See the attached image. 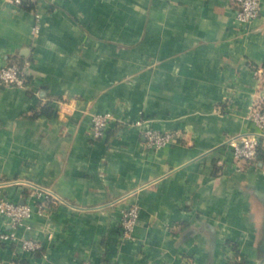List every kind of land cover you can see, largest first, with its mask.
<instances>
[{
  "label": "crops",
  "instance_id": "crops-1",
  "mask_svg": "<svg viewBox=\"0 0 264 264\" xmlns=\"http://www.w3.org/2000/svg\"><path fill=\"white\" fill-rule=\"evenodd\" d=\"M237 12L232 0H0V65L30 61L25 86L0 84V182L16 201L28 183L49 191L17 228L41 247L0 240V264H264V133L250 162L228 142L259 131L264 0L248 23ZM149 127L176 140L148 147Z\"/></svg>",
  "mask_w": 264,
  "mask_h": 264
},
{
  "label": "built area",
  "instance_id": "built-area-1",
  "mask_svg": "<svg viewBox=\"0 0 264 264\" xmlns=\"http://www.w3.org/2000/svg\"><path fill=\"white\" fill-rule=\"evenodd\" d=\"M12 3L22 5L26 1L38 0H10ZM237 7V18L242 23H248L259 16L262 12L263 0H232ZM38 29V27L36 28ZM30 61L23 62L10 61L0 65V84L6 86H25L28 76ZM113 118L111 111L96 112L92 115V124L89 134L93 139L103 136L105 128ZM250 118L254 121L259 131L247 132L239 135H233L228 138L232 147V152L237 161L250 162L254 160L259 152L261 145V136L264 133V101L257 102L250 113ZM138 120L137 124H142ZM146 144L151 148H160L176 140L175 131H162L152 127L144 129ZM15 183H21L15 180ZM4 182H0V213L5 215L9 230L0 229V240L12 241L16 246L27 252H34L41 247V243L33 238L22 237L18 235L17 228L30 217L34 208L39 212L48 210V200L41 199L42 196H49V191L34 183H28V200H13L8 193L3 191ZM48 191V193H46ZM31 198H33L31 200ZM140 220V206L135 203L125 209L121 216V240H133L135 238L134 230ZM82 264H92L90 260H85Z\"/></svg>",
  "mask_w": 264,
  "mask_h": 264
},
{
  "label": "trees",
  "instance_id": "trees-1",
  "mask_svg": "<svg viewBox=\"0 0 264 264\" xmlns=\"http://www.w3.org/2000/svg\"><path fill=\"white\" fill-rule=\"evenodd\" d=\"M25 3L29 4L30 6L34 4V2H32V1H26Z\"/></svg>",
  "mask_w": 264,
  "mask_h": 264
},
{
  "label": "water",
  "instance_id": "water-1",
  "mask_svg": "<svg viewBox=\"0 0 264 264\" xmlns=\"http://www.w3.org/2000/svg\"><path fill=\"white\" fill-rule=\"evenodd\" d=\"M209 264H212V256H211V258H210V262H209Z\"/></svg>",
  "mask_w": 264,
  "mask_h": 264
}]
</instances>
